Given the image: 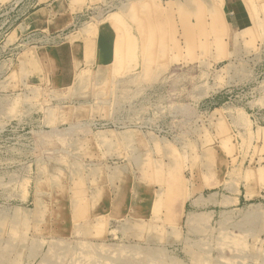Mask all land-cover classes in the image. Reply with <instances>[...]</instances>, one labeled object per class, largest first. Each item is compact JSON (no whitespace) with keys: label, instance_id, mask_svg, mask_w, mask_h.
Returning a JSON list of instances; mask_svg holds the SVG:
<instances>
[{"label":"rangeland","instance_id":"obj_1","mask_svg":"<svg viewBox=\"0 0 264 264\" xmlns=\"http://www.w3.org/2000/svg\"><path fill=\"white\" fill-rule=\"evenodd\" d=\"M63 1L62 29L19 33L40 0H0V264H264V0L239 1L249 34L227 0ZM161 164L207 194L256 193L143 217V188L167 193Z\"/></svg>","mask_w":264,"mask_h":264},{"label":"crops","instance_id":"obj_2","mask_svg":"<svg viewBox=\"0 0 264 264\" xmlns=\"http://www.w3.org/2000/svg\"><path fill=\"white\" fill-rule=\"evenodd\" d=\"M239 1L240 0H227V2L230 3L229 5L232 6L230 12V20L235 26L234 30L238 31L239 33H252L256 31L253 24V19L246 6H244L242 2H240L239 4ZM63 2V0H40L41 7L35 10L25 19V21L23 22L24 24H22V26H20L19 28V33L40 28L48 29L50 31H58L62 29L69 22V20H71V17L66 16L64 13L62 15H60L59 13V11L62 10L63 7H65ZM261 11L264 12V5L263 10ZM256 14L257 15L253 17L255 21L258 20L259 23V20L260 22L262 21V19L264 20V14L263 16L259 15L258 13ZM200 26L202 33H205V22L201 21ZM213 28L216 32L223 31L226 34H229L222 22L221 15L219 14L214 17ZM183 31V34H180L182 35V38L184 40L183 43H185V45L190 48L196 41V32L189 23L184 24ZM183 43L179 40L175 43L174 46L177 49H182ZM129 47L130 46H128V48ZM129 50L133 49L129 48ZM189 55L190 57H192L191 53H189ZM187 58L188 57H179V59H181L180 61L184 63L188 61ZM163 165L164 164H161L154 167V169L152 168L151 173L154 174V181H158V179L161 177V181L165 182L163 186L169 191L167 190V193L159 196L157 192H152L151 190H146L143 188L141 201L140 203L136 204L138 207L137 213L141 214L143 217L151 216V213L155 212L156 210H160L163 213L165 220H173L174 222L179 224L185 216H187L186 218L189 217L190 221L193 220L194 216L192 214L194 213L188 216V214H190V212L186 209L188 204L192 206L191 212H196V214H215L217 212L219 213L220 209L225 208L228 201L232 203L229 204V207L241 206L248 203L249 200L252 199L251 197L253 193H256L255 190L251 189L249 194L245 191L244 194L241 192L236 193L233 196H227L220 191L207 194L205 193L206 188L209 187V179L207 177H202L201 182H197L194 187L192 181H190L186 178V176L180 173L182 172L181 165L177 167V170L172 168L171 166H166L167 168H164ZM156 174H159V176ZM197 190H199V192ZM122 196H124V198H127L126 195ZM158 196L163 198H159ZM106 202L107 206H109L110 201L108 200V197ZM132 202L135 203L132 197L129 196L128 204L132 205ZM123 203L124 202L120 204V202L118 201L116 206L114 203H112V213H110L112 214L113 218L122 219L126 216L125 214H129L131 212L129 211V208H127ZM211 208L213 209L209 210ZM107 212L109 211L107 210ZM82 213L83 208H80L79 214ZM136 221L137 225L139 224L142 225L143 228L145 227L144 222H142L139 218Z\"/></svg>","mask_w":264,"mask_h":264}]
</instances>
